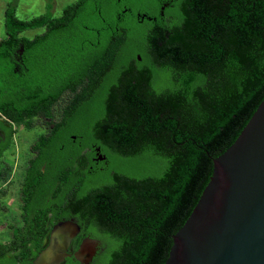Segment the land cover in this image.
<instances>
[{
    "label": "trees",
    "instance_id": "trees-1",
    "mask_svg": "<svg viewBox=\"0 0 264 264\" xmlns=\"http://www.w3.org/2000/svg\"><path fill=\"white\" fill-rule=\"evenodd\" d=\"M263 98L264 0H78L57 17L5 14L2 181L13 135L37 119L47 129L30 144L22 220L0 264H30L60 217L76 220L74 249L83 236L99 242L90 264H163L212 160Z\"/></svg>",
    "mask_w": 264,
    "mask_h": 264
},
{
    "label": "water",
    "instance_id": "water-1",
    "mask_svg": "<svg viewBox=\"0 0 264 264\" xmlns=\"http://www.w3.org/2000/svg\"><path fill=\"white\" fill-rule=\"evenodd\" d=\"M78 230L71 221L53 225L31 264H63L65 258L90 264L95 240L82 239L67 252ZM163 264H264V98L232 144L212 160L208 181L171 236Z\"/></svg>",
    "mask_w": 264,
    "mask_h": 264
},
{
    "label": "rangeland",
    "instance_id": "rangeland-1",
    "mask_svg": "<svg viewBox=\"0 0 264 264\" xmlns=\"http://www.w3.org/2000/svg\"><path fill=\"white\" fill-rule=\"evenodd\" d=\"M78 0H0V39L5 37V14L10 13L13 18L17 21H28L34 18H37L42 15H49L50 17H57L61 13V9L67 5H71ZM40 29L34 30H25L19 34V37L25 39H32L36 35L40 34ZM60 102L53 107V115L55 119H58V105ZM47 129L46 123L42 119H37L33 122L32 128L22 131L19 129L14 135V152L9 163L13 167V171L20 170L18 156H20V149L25 150L26 145L30 144L41 132L44 133ZM25 141L24 143H18L17 141ZM17 178L20 177L17 175ZM13 178V177H12ZM14 185L11 186L13 188ZM4 209L3 205L2 210H0V243L6 242L9 235V225L18 226L20 222L13 221L12 219L16 218V209L14 207V201L8 196L4 200ZM3 204V203H2ZM14 216V217H13ZM12 220L9 222L8 220Z\"/></svg>",
    "mask_w": 264,
    "mask_h": 264
},
{
    "label": "flooded vegetation",
    "instance_id": "flooded-vegetation-1",
    "mask_svg": "<svg viewBox=\"0 0 264 264\" xmlns=\"http://www.w3.org/2000/svg\"><path fill=\"white\" fill-rule=\"evenodd\" d=\"M123 11V10H122ZM161 11H162V9H161ZM160 11V12H161ZM41 33H42V30H41ZM40 33V34H41ZM18 56H19V58H20V56H21V50H19L18 51ZM21 59H18V61H16V64H18L19 66H21V61H20ZM32 70H33V60H32V57H29L28 58V72H32ZM1 121H3V118L0 116V122ZM40 134H43L42 132L40 133ZM15 135V134H14ZM14 135H13V150H14ZM39 137V135L35 138V139H37ZM34 139V140H35ZM34 140H32L31 142H30V144L34 141ZM3 141H4V133H3V131H2V129L0 128V146H2L1 144H3ZM18 143L20 142V143H26L27 142V140H25V141H21V140H19V141H17ZM30 144L28 145H26V149L25 150H22V149H20V156H18V160H19V165H20V170H18V171H13V167H12V165H11V169H10V173H9V176H8V178H7V180H5V181H2L1 179H0V210H2V205H3V209H4V199L5 198H7L8 196L11 198V200L12 201H14V207H15V209L17 210L16 211V215H15V219L13 218L12 220L13 221H17V222H20L21 220H22V214H21V211L18 209V204H19V202H18V198L20 197V189H19V185H18V183L22 180V174H23V171H24V167L25 166H28V159L30 158V156H31V153H30V151H29V147H30ZM95 151H94V155H95V158H93L92 160H94V163H96L97 161H96V158L98 157V156H100V157H103V156H101L99 153H98V151H97V148H95L94 149ZM9 152V151H8ZM12 155L13 154H9V156H8V158H7V160L6 161H3V166H9V160L11 159L10 157H12ZM40 171H42V168H40ZM19 174H20V177L19 178H17L16 176L18 175L19 176ZM13 177V178H12ZM12 185H14V187L13 188H11V186ZM59 196H61V194H60V192H59ZM3 203V204H2ZM39 204H41V203H39V202H37V204H36V206H38ZM0 214H1V212H0ZM2 216H4L5 217V215H3V214H1ZM47 217L45 218V221H46V225L48 224V222L51 220V214L50 213H47V215H46ZM14 217V216H13ZM6 220H8V218H6ZM12 220H8L9 222H12ZM63 221H71V222H73V223H75L76 224V220H75V218L74 217H67V218H65V217H60V218H58L56 221H55V223H54V225L56 224V223H58V222H63ZM77 225V224H76ZM78 226V225H77ZM51 229V228H50ZM79 229V228H78ZM50 231V230H49ZM78 234H79V230H78V233L76 234V236H78ZM76 236L71 240V242H70V245L68 246V249H67V252L68 253H73L76 249H74L73 248V241L75 240V238H76ZM10 238V236L8 237V239ZM85 238H88V239H92V238H89L88 236H83L80 240H79V242L77 243V246L79 245V243H80V241L82 240V239H85ZM93 240H95V239H93ZM98 244H97V248H96V251L99 249V246H100V244H99V242L97 241V240H95ZM77 248V247H76ZM96 253V252H95ZM66 259V258H65ZM65 261V260H64ZM64 263V262H63ZM31 264V263H30Z\"/></svg>",
    "mask_w": 264,
    "mask_h": 264
},
{
    "label": "crops",
    "instance_id": "crops-1",
    "mask_svg": "<svg viewBox=\"0 0 264 264\" xmlns=\"http://www.w3.org/2000/svg\"><path fill=\"white\" fill-rule=\"evenodd\" d=\"M0 40H2V39H0Z\"/></svg>",
    "mask_w": 264,
    "mask_h": 264
}]
</instances>
